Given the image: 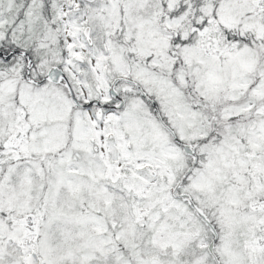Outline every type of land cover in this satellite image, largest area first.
Masks as SVG:
<instances>
[{
  "label": "snow or ice",
  "instance_id": "obj_1",
  "mask_svg": "<svg viewBox=\"0 0 264 264\" xmlns=\"http://www.w3.org/2000/svg\"><path fill=\"white\" fill-rule=\"evenodd\" d=\"M0 264H264V0H0Z\"/></svg>",
  "mask_w": 264,
  "mask_h": 264
}]
</instances>
